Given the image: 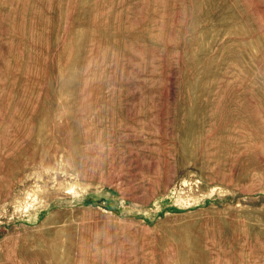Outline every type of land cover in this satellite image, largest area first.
Listing matches in <instances>:
<instances>
[{
	"label": "rangeland",
	"instance_id": "374dc122",
	"mask_svg": "<svg viewBox=\"0 0 264 264\" xmlns=\"http://www.w3.org/2000/svg\"><path fill=\"white\" fill-rule=\"evenodd\" d=\"M0 264H264V0H0Z\"/></svg>",
	"mask_w": 264,
	"mask_h": 264
}]
</instances>
